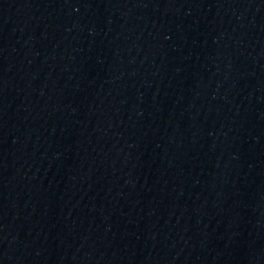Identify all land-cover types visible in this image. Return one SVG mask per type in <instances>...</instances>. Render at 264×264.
I'll list each match as a JSON object with an SVG mask.
<instances>
[{
  "label": "water",
  "instance_id": "obj_1",
  "mask_svg": "<svg viewBox=\"0 0 264 264\" xmlns=\"http://www.w3.org/2000/svg\"><path fill=\"white\" fill-rule=\"evenodd\" d=\"M0 264H264V0H0Z\"/></svg>",
  "mask_w": 264,
  "mask_h": 264
}]
</instances>
